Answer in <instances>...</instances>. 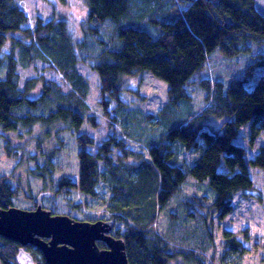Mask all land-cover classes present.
Returning a JSON list of instances; mask_svg holds the SVG:
<instances>
[{
	"label": "trees",
	"instance_id": "obj_1",
	"mask_svg": "<svg viewBox=\"0 0 264 264\" xmlns=\"http://www.w3.org/2000/svg\"><path fill=\"white\" fill-rule=\"evenodd\" d=\"M180 4L186 7L181 9ZM85 6L87 26L82 40L77 41L64 19L44 21L37 16L33 27L24 26L28 15L16 1L0 0V52L6 43H12L8 53L0 55V64L6 66L0 77V129L16 131L36 123L61 121L77 131L85 117L97 126L95 116L87 114L89 107L84 99L89 85L76 67L81 59L93 58L91 67L99 77L101 95L107 93L118 104L123 75L146 70L167 82V102L160 112L172 124L157 143L146 148V156L115 137L102 141L92 153L86 145H93L94 138L79 133L76 178L63 175L57 183L91 197L98 195L100 184L108 187L105 206L110 217L125 227L115 233L124 242L128 264H170L178 256L201 264L195 247L177 245L173 236L162 237L154 225L158 211L188 177L207 181L216 191L207 208L223 218L232 211L234 193L252 188L249 167L264 174V144L247 157L244 146L234 141L239 128L248 122L250 143L264 132V74L249 80L256 68L264 69V51H252L253 44L264 45V19L256 11L254 0H86ZM217 48L226 57L251 53L253 61L246 67V76L228 83L200 80L206 104L199 108L195 104L194 110L189 88L195 84L190 77L204 67ZM36 60L50 61L70 85V93H62L54 81H45L40 97L28 98L33 88L28 84L36 79H28L20 89L17 64L30 67ZM101 104L108 113V101L102 99ZM131 113L133 116L137 112ZM209 116L225 120L219 129L206 128L204 120ZM181 146L186 150L201 146V150L193 161L177 163L175 156ZM114 147L120 150L116 162L112 157ZM129 156L136 161L125 163ZM53 166L52 158L46 156L43 164H35L33 173L45 179L52 174ZM15 197V188L1 177L0 209L12 207ZM197 201L183 202L188 204L191 218L205 216L206 223L208 219L200 211L206 206L199 198ZM223 234L228 250H243L230 231ZM19 245L0 235V264H17ZM27 247L38 257V264H46L40 250Z\"/></svg>",
	"mask_w": 264,
	"mask_h": 264
},
{
	"label": "rangeland",
	"instance_id": "obj_2",
	"mask_svg": "<svg viewBox=\"0 0 264 264\" xmlns=\"http://www.w3.org/2000/svg\"><path fill=\"white\" fill-rule=\"evenodd\" d=\"M15 1L28 15V21L24 26L33 27L37 16H41L44 21L51 18L64 19L74 39L82 40L83 28L87 26L88 21L86 0ZM185 7L186 5L180 4L181 9ZM15 35L20 34L15 33ZM11 47L12 43L9 41L2 47L0 55L4 56ZM252 51L253 53L264 51V45L253 44ZM92 60L93 58L81 59L76 63V67L88 82L89 91L84 101L89 107L87 114L95 116L97 126L93 127L85 117L77 131L68 128L61 121L48 124L36 123L31 127H20L16 131L0 129V178H6L16 190L13 207L34 210L36 200L32 208L33 199L44 194L41 199L42 208L50 211L52 215H68L73 220L87 222L112 221L111 234L113 229L115 231L121 228L123 231L125 227L123 222L110 217V212L105 206L110 194L106 185L100 184L97 187L98 195L91 197L75 188L60 187L57 181L63 175L70 179L76 178L79 165L77 156L80 149L77 142L79 133H86L94 138L93 145H86V149L92 153L102 141L115 137L126 143L127 148L141 151L146 156V148L157 143L172 124L160 112L161 107L167 102L168 84L146 70L123 75L120 79L122 90L118 104L107 93L101 95L100 80L91 67ZM252 61L251 53L226 57L218 48L212 51L204 67L195 71L190 77L195 84L189 88L194 101L193 109L195 110V104L198 108L206 104H204L206 92L198 84L200 80L220 79L228 83L232 78L246 76V67ZM5 71V63H1L0 77L4 76ZM17 72L20 89H24L28 79H36L35 83L33 80L28 84L30 88L33 87L27 94L28 98L40 97L45 81H54L60 86L62 93H70V85L63 80L62 74L50 64V61L36 60L30 67L17 64ZM258 74H264V69L256 68L255 74L249 80L253 81ZM102 99L108 101V113L104 112ZM131 112L137 113L131 116ZM84 114L87 116L86 112ZM224 120L225 118L209 116L204 122L206 128L219 129ZM249 134L250 122L239 128L234 141L244 146L247 157H252L259 146L264 144V132L252 143L249 141ZM199 143L201 145L202 140L199 139ZM200 148L201 146L186 150L181 146L179 154L175 156L176 162L193 161L199 155ZM119 153L120 150L114 147L112 157L115 162ZM46 156L52 158L54 168L51 175L42 179L33 173V169L35 164H43ZM124 161L131 163L135 162L136 158L129 156ZM98 163L102 169L101 162ZM249 170L253 179L252 188L234 193L231 199L232 211L223 218H219L218 212L212 213L207 208L211 200H214L216 191L207 181L198 182L188 177L182 188L161 211H158L155 230L162 237L173 236V241L177 245L195 247L199 251L197 254L201 264H264V174L256 167H249ZM50 179L53 181L50 182ZM196 197L206 206L200 208L208 219L206 223H203L205 216L198 220L196 217L191 218L189 206L183 202L195 200L197 203ZM223 231H230L232 237L240 242L243 250L239 252L228 250ZM112 238L120 239L114 237L113 233ZM17 264L26 263L17 258ZM32 264H36L35 261ZM170 264H200V262H188L182 256H178L173 258Z\"/></svg>",
	"mask_w": 264,
	"mask_h": 264
},
{
	"label": "water",
	"instance_id": "obj_3",
	"mask_svg": "<svg viewBox=\"0 0 264 264\" xmlns=\"http://www.w3.org/2000/svg\"><path fill=\"white\" fill-rule=\"evenodd\" d=\"M254 6L264 19V0H254ZM43 196L36 197L34 210L0 209V235L20 244L17 258L32 264V255L23 247L31 244L42 252L46 264H128L123 240L110 235L112 221L87 222L52 215L42 208ZM97 240L108 248L99 249Z\"/></svg>",
	"mask_w": 264,
	"mask_h": 264
},
{
	"label": "flooded vegetation",
	"instance_id": "obj_4",
	"mask_svg": "<svg viewBox=\"0 0 264 264\" xmlns=\"http://www.w3.org/2000/svg\"><path fill=\"white\" fill-rule=\"evenodd\" d=\"M33 207L32 208H34V205H35V199H33ZM31 208V209H32ZM74 218H76V217H74ZM113 236L114 237H116V238H120V237H118V236H116V233H115V231H114V229H113ZM112 233L110 234L111 236H112ZM45 240H48V239H45ZM96 243H97V246L99 247V249H107L108 248V246L103 242V241H100V240H97L96 241ZM20 246V245H19ZM27 246H32L33 248L35 247V246H33V245H31V244H26L25 246H23L24 247V249L25 250H27L31 255H32V258H33V261H35V263L36 264H38L39 262H38V257L36 256V255H34L33 254V252H32V250L31 249H28V247ZM36 248V247H35ZM36 249H38V248H36ZM39 250V249H38ZM42 253V252H41Z\"/></svg>",
	"mask_w": 264,
	"mask_h": 264
}]
</instances>
